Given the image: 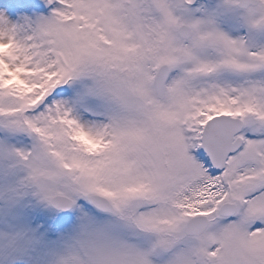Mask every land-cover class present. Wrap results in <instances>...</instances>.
<instances>
[{
  "label": "snow or ice",
  "instance_id": "1",
  "mask_svg": "<svg viewBox=\"0 0 264 264\" xmlns=\"http://www.w3.org/2000/svg\"><path fill=\"white\" fill-rule=\"evenodd\" d=\"M28 7L0 13V133L32 143L0 168L55 264H264V0Z\"/></svg>",
  "mask_w": 264,
  "mask_h": 264
},
{
  "label": "rangeland",
  "instance_id": "2",
  "mask_svg": "<svg viewBox=\"0 0 264 264\" xmlns=\"http://www.w3.org/2000/svg\"><path fill=\"white\" fill-rule=\"evenodd\" d=\"M33 0H0L12 24H20L23 18H35L39 13L28 7ZM42 2V0H40ZM202 5H215L217 0H199ZM233 37L243 36V32H233ZM250 46L258 43L250 41ZM67 87V85H65ZM67 99V98H63ZM14 146L32 143L27 138L4 141L0 133V145ZM23 171L17 169L15 175L6 174L0 168V264H55L57 239L43 231L44 220L54 215V211L43 206L30 190H21L15 199L11 190L18 186Z\"/></svg>",
  "mask_w": 264,
  "mask_h": 264
},
{
  "label": "bare ground",
  "instance_id": "3",
  "mask_svg": "<svg viewBox=\"0 0 264 264\" xmlns=\"http://www.w3.org/2000/svg\"><path fill=\"white\" fill-rule=\"evenodd\" d=\"M0 13H3L7 17V19L10 21L9 16L6 14V12L3 8H0ZM10 23H11V21H10Z\"/></svg>",
  "mask_w": 264,
  "mask_h": 264
}]
</instances>
